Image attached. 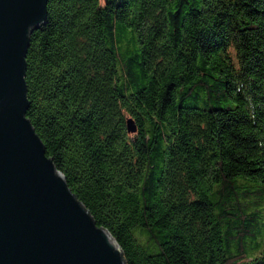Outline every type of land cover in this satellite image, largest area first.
Returning <instances> with one entry per match:
<instances>
[{
  "label": "trees",
  "instance_id": "1",
  "mask_svg": "<svg viewBox=\"0 0 264 264\" xmlns=\"http://www.w3.org/2000/svg\"><path fill=\"white\" fill-rule=\"evenodd\" d=\"M25 81L126 264H264V0H48Z\"/></svg>",
  "mask_w": 264,
  "mask_h": 264
},
{
  "label": "water",
  "instance_id": "2",
  "mask_svg": "<svg viewBox=\"0 0 264 264\" xmlns=\"http://www.w3.org/2000/svg\"><path fill=\"white\" fill-rule=\"evenodd\" d=\"M47 2L0 0V264H126L26 116V53ZM126 125L136 131L132 118Z\"/></svg>",
  "mask_w": 264,
  "mask_h": 264
}]
</instances>
